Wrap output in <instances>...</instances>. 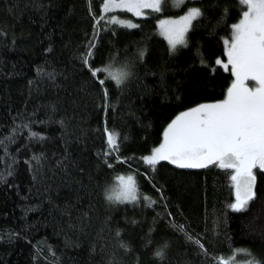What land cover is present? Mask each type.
I'll use <instances>...</instances> for the list:
<instances>
[{
	"label": "trees",
	"instance_id": "trees-1",
	"mask_svg": "<svg viewBox=\"0 0 264 264\" xmlns=\"http://www.w3.org/2000/svg\"><path fill=\"white\" fill-rule=\"evenodd\" d=\"M193 5L203 16L172 51L158 20ZM111 16L102 0H0V264H264V170L255 198L236 212L225 170L169 161L153 170L142 159L178 114L225 99L235 78L216 60L227 63L224 40L241 6L168 0L135 28ZM90 68L107 71L93 77ZM108 72L130 75L118 87ZM128 175L137 200L108 201Z\"/></svg>",
	"mask_w": 264,
	"mask_h": 264
},
{
	"label": "snow or ice",
	"instance_id": "snow-or-ice-1",
	"mask_svg": "<svg viewBox=\"0 0 264 264\" xmlns=\"http://www.w3.org/2000/svg\"><path fill=\"white\" fill-rule=\"evenodd\" d=\"M237 2L241 6V18L230 26V36L224 40L227 63H223L220 59L216 60V64L221 65L225 70H228L230 65L231 74L235 78L226 90L225 99L201 103L177 115L165 129L163 142L142 159L153 170L160 161H169L182 169L207 168L211 165L225 170L235 189V202L229 207L233 211L242 212L255 198L253 170H264V0H237ZM166 3L168 0H102V7L105 13L114 9H126L136 16H143L144 9L161 12L162 5ZM185 3L186 0H172L174 7H181ZM227 11L224 10L225 15ZM202 16L203 12L200 8L190 7L178 19L159 21L160 34L167 40L170 50L175 51L178 45H186V34L194 26L193 22L198 21ZM108 23L129 28L138 27L137 24L120 20L116 16L109 17ZM90 55L91 52L83 57L86 66ZM90 71L95 77L97 73L106 72L107 68H90ZM129 75V72H108L106 78L114 80L119 87ZM248 82H252L251 86ZM99 83L104 85L105 80L101 79ZM105 98H107V90H105ZM105 133L110 151L119 152L118 134L107 127ZM31 137L43 138L36 132H32ZM7 139L11 141L12 138ZM0 146H4L6 150L3 140H0ZM105 155L108 153L106 152ZM2 159L0 157V160ZM2 178L0 175V179ZM118 181L119 190L107 194L106 199L121 203L136 201L138 189L134 176H119ZM143 198L149 201V204L155 203L150 197ZM176 227L184 231L182 225ZM185 234L190 241L203 249L204 246L199 240ZM121 246L126 247V245ZM236 251H244L251 256L247 250ZM205 254L207 255L206 252ZM155 256L163 259L164 252L157 250ZM218 264H230V262L218 261ZM248 264H261V262L252 257Z\"/></svg>",
	"mask_w": 264,
	"mask_h": 264
},
{
	"label": "rangeland",
	"instance_id": "rangeland-1",
	"mask_svg": "<svg viewBox=\"0 0 264 264\" xmlns=\"http://www.w3.org/2000/svg\"><path fill=\"white\" fill-rule=\"evenodd\" d=\"M191 7H198L196 5H193ZM199 8V7H198ZM109 12H115V15L119 17L120 20H124V21H131L132 23L134 24H137V19L138 18H141V17H144L146 16L147 14H149L150 12H152L151 9H144L143 12L145 13L143 16H136L134 15V13L132 12H128L126 9H114L112 11H109ZM186 12V11H185ZM185 12L179 14V15H176V16H162L159 18L158 20V25H159V21L160 20H164V19H178L180 16L184 15ZM129 13V14H127ZM160 29V28H159ZM186 37V36H185ZM179 46V45H178ZM225 50H226V47H225ZM249 83V86H251V83L252 82H248ZM179 115V114H178ZM256 171L257 169H254L253 172H254V175L256 176ZM127 177V176H126ZM254 190V189H253ZM240 264H248V260H241Z\"/></svg>",
	"mask_w": 264,
	"mask_h": 264
}]
</instances>
